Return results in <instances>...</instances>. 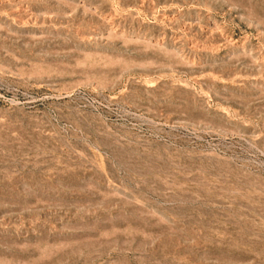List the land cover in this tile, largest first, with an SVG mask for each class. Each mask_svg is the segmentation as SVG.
Listing matches in <instances>:
<instances>
[{
    "label": "rangeland",
    "instance_id": "rangeland-1",
    "mask_svg": "<svg viewBox=\"0 0 264 264\" xmlns=\"http://www.w3.org/2000/svg\"><path fill=\"white\" fill-rule=\"evenodd\" d=\"M0 264H264V0H0Z\"/></svg>",
    "mask_w": 264,
    "mask_h": 264
}]
</instances>
